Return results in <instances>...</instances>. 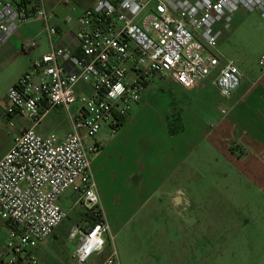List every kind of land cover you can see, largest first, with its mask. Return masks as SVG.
<instances>
[{
  "label": "built area",
  "instance_id": "1",
  "mask_svg": "<svg viewBox=\"0 0 264 264\" xmlns=\"http://www.w3.org/2000/svg\"><path fill=\"white\" fill-rule=\"evenodd\" d=\"M239 10L264 19V0H93L74 21L66 18L78 28L62 34L51 25L46 0H0V45L20 26L39 20L48 46L7 92L5 115L29 126L0 159V219L8 229L0 264L37 263L34 253L67 218L59 199L69 189L75 205L96 219L67 233L69 242L77 239L72 259L87 264L103 252L110 225L91 170L100 147L86 141L103 127L113 133L154 79L196 92L213 77L220 96L230 98L242 73L217 47ZM36 47L31 39L21 51ZM55 108L69 116L63 139L37 131ZM99 264H120L116 251Z\"/></svg>",
  "mask_w": 264,
  "mask_h": 264
},
{
  "label": "rangeland",
  "instance_id": "2",
  "mask_svg": "<svg viewBox=\"0 0 264 264\" xmlns=\"http://www.w3.org/2000/svg\"><path fill=\"white\" fill-rule=\"evenodd\" d=\"M255 13L252 19L256 28L264 20L259 13ZM20 27L32 33L43 29V24L33 20ZM224 33L217 47L222 59L242 67L255 64L263 55L264 40L257 31H250L233 40H229V33L227 36ZM210 80L212 78L206 81L199 98L190 102L192 109L203 108L205 114L222 115L221 110L228 112V101L242 94L250 83L242 80L232 98L226 100L210 84ZM1 93L0 83V96ZM145 96H142L147 104L143 120L151 118L154 112L168 122V130L177 129L180 124L176 120V110L170 109L164 114L161 107L157 109L153 99H146ZM5 109L6 102L0 99V157L10 148L23 120L17 117L9 119ZM70 111H74V106L70 107ZM131 117L128 119L131 125L139 121L135 119L134 112ZM150 118L146 120L151 121ZM151 122L155 124V121ZM44 124L56 135L62 134L69 127V116L65 110L55 108ZM202 149L195 156L202 167L210 166L211 157ZM115 157V151L110 147L99 156L101 160H106V164L111 162L116 166ZM106 164L99 171V186L104 190L105 201L111 207L115 221L109 236H105L103 252L93 255L87 264H99L112 250L116 251L120 264H264V200L247 191V188L240 189L244 195H236L238 183L223 180L218 174L212 177L201 167L187 178L177 175L163 182L159 189H152L145 179L138 182L137 175L128 171L130 164L125 167L120 164L116 170ZM115 171L117 176H114ZM176 189L184 195H180V206L174 207L168 194ZM84 212L81 205H76L74 211L67 214L55 233L34 253L36 264H77L72 259L77 239L69 242L66 237L75 220L80 219ZM7 232L0 219V249L6 244ZM22 264L30 263L24 261Z\"/></svg>",
  "mask_w": 264,
  "mask_h": 264
},
{
  "label": "crops",
  "instance_id": "3",
  "mask_svg": "<svg viewBox=\"0 0 264 264\" xmlns=\"http://www.w3.org/2000/svg\"><path fill=\"white\" fill-rule=\"evenodd\" d=\"M92 2L93 0H72V6H65L60 3V0H46V8L53 14L51 25L57 27L62 34H67L70 29L78 28L77 24L67 23L66 18L74 16V19L72 18L74 21L77 14L90 6ZM254 13H246L244 10L236 12L232 16L233 24L229 30L225 31L224 36L229 33V40H233L250 31H257L264 40V23L255 28L254 19H252ZM31 39L37 40V47L31 53L25 54L21 51L22 45ZM47 51V39L42 29L27 33L25 29L19 27L4 44L0 45L2 90L0 99L6 102L9 88L30 69L31 64L40 55ZM262 52L263 55L253 65L239 67L235 64L242 73L241 81L246 80L250 83L242 94L228 101V112L221 110L222 115L205 114L202 107V110L191 108V99L199 98L206 82L204 87L193 92L175 84L170 79L162 82L154 79L144 88L141 95H146V99H153L157 109L161 107L164 114L170 109L176 110V120L180 124L177 127H180V132L170 134L168 122L154 112L151 118H147L155 121V124L146 120L147 118L143 120L142 115L147 104L143 102L144 99L140 95L139 100L142 101L132 105L130 114L124 118V125L113 133L108 127H103L93 141H86L87 145L96 142L100 147L98 155L92 159L91 170L102 216L111 228L114 226L115 218L111 207L105 201L104 190L102 191L99 186L100 177H98L101 166L106 164V160H101L99 156L108 147L115 151L116 166L121 164L125 167L130 164L128 171L134 173L132 175H137L138 182L139 179L141 181L145 179L152 189H159L163 182L177 175L187 178L195 174V170L199 171L202 164L195 155H199L201 153L199 150L203 148L202 151L207 152L211 158L208 162L210 166L204 165L202 168L209 171L210 176L215 177L218 174L223 180L238 183L239 190L236 195H244L240 189L247 188V191H251L252 194L264 200V50ZM262 57L263 65H259ZM210 84H213L212 80ZM133 112L136 115L135 119L142 122L138 121L134 125L128 123ZM44 120L37 127V131L44 135L54 133L44 124ZM28 126L27 121L23 119L15 137ZM69 131L70 122L66 132L57 134L60 139H63ZM107 164L116 170L117 167L113 163ZM114 173V176L118 175L116 171ZM231 193L234 194L232 190ZM168 195L172 197L174 207L180 206V195L183 196L184 192L176 189ZM75 198L72 190L69 189L59 199V206L67 214L71 213L76 207ZM84 213H81L80 219H76L71 228L84 229L90 224ZM82 224H85V227H82Z\"/></svg>",
  "mask_w": 264,
  "mask_h": 264
},
{
  "label": "trees",
  "instance_id": "4",
  "mask_svg": "<svg viewBox=\"0 0 264 264\" xmlns=\"http://www.w3.org/2000/svg\"><path fill=\"white\" fill-rule=\"evenodd\" d=\"M124 122H125L124 119H120L119 122H118V125H117V127H116V130H117L118 128H120L122 125H124ZM168 127H169V125H168ZM169 132H170V134H175V133H177V132H180V127H177V129H175V130H172V129L169 128ZM84 216H87L89 223H90V222H95V221H96L95 217H93V216H92L91 214H89L88 212H85V213H84Z\"/></svg>",
  "mask_w": 264,
  "mask_h": 264
}]
</instances>
